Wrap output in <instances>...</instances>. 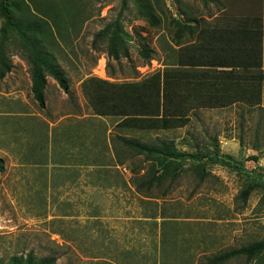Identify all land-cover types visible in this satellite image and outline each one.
Here are the masks:
<instances>
[{
	"label": "rangeland",
	"instance_id": "obj_1",
	"mask_svg": "<svg viewBox=\"0 0 264 264\" xmlns=\"http://www.w3.org/2000/svg\"><path fill=\"white\" fill-rule=\"evenodd\" d=\"M258 1L150 0L153 26L137 0H27L49 22L46 47L69 84L49 75L42 109L18 21L0 0V42L11 63L4 75L0 66V264L29 254L56 256L55 264H209L264 239V91L252 69L236 68V79L223 72L229 68L212 67L209 78L195 69L188 77L197 89L180 85L189 103L222 97L226 106L199 105L186 126L171 130L124 127L122 115L100 114L90 100L152 73L186 70L179 63L191 51L205 63L230 57L239 49L207 46L198 26L178 37L176 20L187 12L212 28ZM108 26L119 33V57L110 54L112 33L98 37ZM143 45L156 51L150 61ZM122 137L174 141L183 155L178 180L140 190L152 161ZM221 264H264V250L250 262L241 255Z\"/></svg>",
	"mask_w": 264,
	"mask_h": 264
},
{
	"label": "trees",
	"instance_id": "obj_2",
	"mask_svg": "<svg viewBox=\"0 0 264 264\" xmlns=\"http://www.w3.org/2000/svg\"><path fill=\"white\" fill-rule=\"evenodd\" d=\"M137 1L142 8L143 15L150 20L151 25H158L159 19L156 17V12L150 0ZM12 8L18 11L19 15L14 16ZM1 9L5 15H8L12 19L16 18L18 21L22 44L31 65L32 92L38 105L43 109L46 107L45 89L49 75L62 88H69L64 72L57 64L54 55L46 47V31L49 30L50 24L45 19L40 20V17H37L31 11L27 0H1ZM184 17L186 21L176 20L178 37H181L186 32L192 33L197 27V25L193 24L194 18L191 15L186 12ZM111 33L110 54L114 57H119L118 44L120 36L118 32H111V26H108L98 33V37L104 38ZM260 34V30H250L246 35L252 41L251 46L246 49L237 48L240 52L231 53L230 57L217 55L214 60L205 63L201 60L198 61L196 53L191 51V53L183 55L179 63V66L187 67L188 69L186 70H165L163 73H152V75L139 82L117 85L119 90L114 95H100L96 93V95L90 96V100L94 103L100 114L117 113L122 115L124 119L121 124L127 128L151 131L184 127L190 122L188 115L190 109H195L199 105L204 104L211 107L226 106V101L221 99L222 97H218L213 103L203 102L202 99L195 104L189 103L188 94L181 89L180 85L185 82L188 87L189 85H193L191 88L197 89L196 80H192L189 77L193 75V72L198 67L203 69L202 73L206 78L208 76L211 77V74L216 72L212 67H232V70L223 71L229 78H233L237 74L234 71L236 68L243 67L247 70L252 69L250 74L254 84L261 81L264 77V68L262 69L264 64L262 62L263 47L259 41ZM257 39L258 41H256ZM242 51L245 52L244 56ZM155 52V49L147 45H143L140 50L141 56L149 61L153 59ZM125 54L126 56L128 55L127 52ZM0 66H2V75L11 70V63H9L6 57L5 46L2 41L0 42ZM205 66L210 68H203ZM253 69L260 71H256V73ZM183 76L184 79L182 78ZM186 76H189V81L185 79ZM236 78L237 76H235ZM261 91L262 89L260 88L259 94ZM111 100L113 104L106 109L104 107L105 103ZM259 101L260 97L258 95V104ZM121 140L129 150L137 152L139 155H145L149 161H152L150 178L143 180L138 185L140 190L143 188L150 190L169 178L172 184L178 180L182 167L179 162L183 155L178 151L174 141L158 138L154 142H148L137 137H122ZM4 170L5 161L0 157V173L4 172ZM199 171L203 172L202 169ZM245 194L248 195L249 193L246 191ZM263 250L264 239L238 249H231L225 253L214 255L210 257L209 264H221L241 255H246L248 260H252L261 254ZM56 261L57 257L53 255L37 258L29 254L26 258L24 256H15L13 258L14 264H55Z\"/></svg>",
	"mask_w": 264,
	"mask_h": 264
},
{
	"label": "crops",
	"instance_id": "obj_3",
	"mask_svg": "<svg viewBox=\"0 0 264 264\" xmlns=\"http://www.w3.org/2000/svg\"><path fill=\"white\" fill-rule=\"evenodd\" d=\"M220 1V0H209ZM233 1V0H232ZM247 0H244L246 3ZM257 1V0H256ZM249 2V0H248ZM231 3V2H230ZM257 7L242 9L235 12L230 10L228 13L229 19L226 23L222 22L221 25L213 26L212 28L199 26V35L205 41L212 43L207 46H217L222 48H242L246 49L251 46V40L247 37V33L252 30H260V44L263 47L262 62L264 64V0H259ZM258 41V39L256 40ZM228 57L227 55H223ZM222 67V66H218ZM232 70V67H223ZM243 68V67H242ZM264 68V65L262 69ZM240 69V68H237ZM245 69V68H243ZM227 70V69H225ZM228 71V70H227ZM264 78V77H263ZM261 79L262 90L264 91V79ZM251 260H249L250 262Z\"/></svg>",
	"mask_w": 264,
	"mask_h": 264
}]
</instances>
